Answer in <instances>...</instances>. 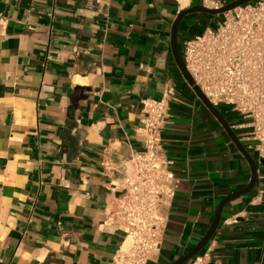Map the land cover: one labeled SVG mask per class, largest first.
I'll use <instances>...</instances> for the list:
<instances>
[{
    "label": "crops",
    "instance_id": "crops-1",
    "mask_svg": "<svg viewBox=\"0 0 264 264\" xmlns=\"http://www.w3.org/2000/svg\"><path fill=\"white\" fill-rule=\"evenodd\" d=\"M233 1L0 0V264L114 261L125 235L106 222L105 207L123 195L131 155L144 149L142 100L167 90L163 148L180 181L161 250L147 264H171L201 240L252 166L184 77L171 31L185 8ZM208 15L183 19L181 49L196 23L223 19ZM217 108L258 176L224 206L204 249L215 264H264V164L249 119Z\"/></svg>",
    "mask_w": 264,
    "mask_h": 264
},
{
    "label": "built area",
    "instance_id": "built-area-1",
    "mask_svg": "<svg viewBox=\"0 0 264 264\" xmlns=\"http://www.w3.org/2000/svg\"><path fill=\"white\" fill-rule=\"evenodd\" d=\"M182 54L195 84L215 107L230 106L249 119L251 146L264 159V0L227 11L217 26L186 38ZM170 100V90L159 99L142 100L144 149L131 155L120 184L123 195L105 207L106 222L125 235L111 264H147L161 250L180 181L163 148ZM211 251L203 249L189 264H215Z\"/></svg>",
    "mask_w": 264,
    "mask_h": 264
},
{
    "label": "water",
    "instance_id": "water-1",
    "mask_svg": "<svg viewBox=\"0 0 264 264\" xmlns=\"http://www.w3.org/2000/svg\"><path fill=\"white\" fill-rule=\"evenodd\" d=\"M254 0H235L233 2H230L228 4L219 6V7H209L205 5L204 3L190 6L188 8L183 9L182 11L179 12L175 20L173 21L172 25V31H171V44H172V51L174 58L183 73L184 77L186 80L189 82V84L194 88L196 91V94L199 96V98L202 100V102L210 109V111L218 118V120L223 124V126L226 128L228 133L231 135L233 138L234 142L237 144L238 148L241 150V152L244 154V156L247 158V160L250 162L252 166V177L249 182V184L242 190H239L237 192H234L233 194L227 196L224 198L217 209L216 215L214 217V220L206 232V234L201 238V240L185 255H182L179 257L177 260L173 261L171 264H185L186 262L190 261L194 256H196L198 253H200L210 242L212 237L214 236L215 232L217 231V228L220 224V221L222 219V212L224 206L233 198L243 195L249 191H251L257 181V176H258V164L256 159L253 157V155L244 147V145L241 143L233 129L231 128L230 124L228 121L225 119L221 111L215 107L210 100L206 97V95L202 92V90L195 84V81L191 74L189 73L184 57L182 54V49L180 48L179 44V30L181 23L183 19L192 13H198V12H205L211 15H222L226 13L227 11H230L238 6H241L243 4L249 3ZM262 163L264 164V159H262Z\"/></svg>",
    "mask_w": 264,
    "mask_h": 264
},
{
    "label": "rangeland",
    "instance_id": "rangeland-1",
    "mask_svg": "<svg viewBox=\"0 0 264 264\" xmlns=\"http://www.w3.org/2000/svg\"><path fill=\"white\" fill-rule=\"evenodd\" d=\"M210 18H215V17H218V16H220V15H211V14H209L208 15ZM209 26V25H212V24H209V22L207 23V24H204L202 21L201 22H198V23H196V33H200V32H202L203 31V29L204 28H206L207 26ZM218 25V22H214V24L212 25L213 27H215V26H217ZM185 37H191V35H188V36H185ZM185 37H183V38H185ZM183 41H182V39H181V43H182Z\"/></svg>",
    "mask_w": 264,
    "mask_h": 264
},
{
    "label": "bare ground",
    "instance_id": "bare-ground-1",
    "mask_svg": "<svg viewBox=\"0 0 264 264\" xmlns=\"http://www.w3.org/2000/svg\"><path fill=\"white\" fill-rule=\"evenodd\" d=\"M189 0H182L183 4L188 3ZM130 241H127V243L124 245V248H126L129 245Z\"/></svg>",
    "mask_w": 264,
    "mask_h": 264
}]
</instances>
